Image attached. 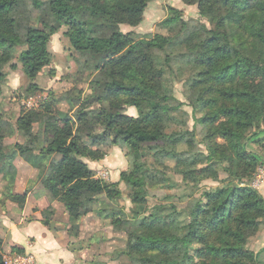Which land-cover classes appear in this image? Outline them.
<instances>
[{
	"label": "trees",
	"instance_id": "trees-1",
	"mask_svg": "<svg viewBox=\"0 0 264 264\" xmlns=\"http://www.w3.org/2000/svg\"><path fill=\"white\" fill-rule=\"evenodd\" d=\"M26 1L0 0V90L3 70L13 61L15 49L23 45V38L26 49L20 60L31 81L49 65V44L63 27L76 54L100 59L90 72L95 74L91 84L100 91L91 97L93 104L102 105L92 111L100 133L85 135L89 114L85 108L78 109V121L68 113H55L52 105L26 111L17 121L18 130L26 132L45 119L47 143L41 154L61 158L41 183L52 199L65 206L75 226L93 213L114 227L128 223L123 254L131 264H262L260 254L249 248L264 221V196L251 186L260 163L248 146L260 135L254 132L264 119V0H183L198 5L200 17L211 26L196 23L191 27L172 8L164 25L178 32L139 40L123 33L120 26H138L156 0H50L53 24L27 31L18 16ZM31 2L37 9L43 7L40 0ZM182 48L186 53L177 59L198 71L189 101L194 114H201L198 122L206 126L204 141L198 139L197 129L168 132L170 119L177 113L185 115L182 105H172L175 98L170 87L176 80L174 55ZM31 89H37L36 85ZM129 108L137 110L136 119L127 115ZM12 135V128L0 120L2 170L8 159L4 140ZM182 144L187 149L178 152ZM99 146L128 150L133 169L122 172L119 182L97 178L86 162L105 158ZM16 148L29 153L20 145ZM151 152L176 160L183 177L179 202L190 201L185 209L162 204L146 209L150 182H157L146 161ZM221 174L223 179H219ZM206 180L223 184L197 198ZM121 182L132 190L135 214L129 220L101 207L102 198L121 197ZM11 200L23 208L26 194L12 195ZM193 256L198 262L191 260Z\"/></svg>",
	"mask_w": 264,
	"mask_h": 264
},
{
	"label": "rangeland",
	"instance_id": "rangeland-1",
	"mask_svg": "<svg viewBox=\"0 0 264 264\" xmlns=\"http://www.w3.org/2000/svg\"><path fill=\"white\" fill-rule=\"evenodd\" d=\"M40 1L43 3V7L40 9L35 8L31 0H27L19 7L18 16L26 31L31 28L43 29L46 23L53 24V18L49 11L50 0ZM172 8L181 12L183 20L190 23L191 27L196 26V23H204L207 27L211 26L206 19L200 17L198 5H187L183 0H156L149 4L143 14L142 22L138 26L121 25L120 30L125 34L132 33L135 40L153 38L156 35L173 36L179 29L167 28L164 25L172 15ZM66 29V27H63L58 34L52 37L49 44L50 63L41 71L36 80H29L23 73L20 55L26 49L24 38L23 45L15 49L13 61L5 66L3 70L5 80L0 90V120L12 128L13 135L4 140L8 159L4 163L6 166L2 165L1 167L4 166V174L8 171L7 176L9 175L12 178L14 174L10 170L15 168L18 159L39 165L41 178L36 181L42 182L44 177L52 174L53 164L61 158L59 154H41L40 150L45 148L47 143V136L44 131L45 119L39 120L29 131L22 132L18 130L17 121L22 113L29 110L38 111L43 105H52L55 113H68L70 117L78 121V109L85 108V112L89 113L85 122V135L100 133L101 129L95 125L92 118L94 116L92 111L99 110L102 105L93 104L91 99V97H94L95 92L98 94L100 91H96L91 84L95 74L91 76L90 73L94 71L93 68L100 62V59H93L91 55L83 57L76 54L69 40L64 36ZM182 53H186L183 48L178 49L174 55L176 60L173 63V68L176 72V80L170 84V87L175 98L172 105H182L181 110L185 115L177 113L173 116L168 122V132H177L179 129L189 131L197 129L198 139L204 141L206 126L198 122L201 114H194L189 101L191 92L194 95L196 89L193 90L192 85L194 81H198L195 77V72L198 73V71L194 70L192 65L187 66L186 61L177 59L178 55ZM86 65L89 68L84 70L83 67ZM194 77L195 80H193ZM32 85H36L37 89H31ZM71 105H74V107ZM127 115L132 119L138 117L135 108L127 109ZM254 133H260V135L251 139L248 148L258 158L260 165L251 186L259 190L264 196V119L261 127L257 128ZM37 137L40 140L34 141ZM17 145L22 146L29 153H21L17 150ZM199 147L202 151L207 152L205 145L201 144ZM99 149L105 154L103 160L99 162L86 160L88 165L90 163L91 166H95L94 171L97 178L115 183L120 181L122 172H130L133 169L127 156L128 150L124 147L99 146ZM186 149L185 144L177 147L178 152ZM146 161L149 171L156 177L158 182H153V185L150 182L149 191L145 195L147 199L146 209L151 210L161 204L176 205L179 209H185L189 206V200L179 202L178 197L182 193L183 177L180 175L176 160L168 157H158L154 152H151ZM199 168L201 169L203 166L200 165ZM224 177L221 174L219 179ZM36 181H31L30 186H33ZM222 184V182L206 180L204 182L206 187L197 191V198L208 188H215L222 186ZM119 189L122 193L121 197L114 200L102 198L101 207L120 214L125 220H129L135 214V206L131 197L132 190L123 182L120 183ZM94 207L96 208V205ZM93 214L90 217H88L89 215L84 217L78 226H75L72 221L66 225L71 233H82L84 241L94 235L91 244H83L85 247H89L87 253L84 254V261L86 263L91 262L90 264H93L92 261L95 260L99 264H111L112 262H115L114 264H131L130 259L123 254L127 245V237L123 232L129 228V224L123 223L118 227H114L110 224V220L102 218L96 213ZM249 248L255 254H260L259 260L264 264V221L257 233L250 239ZM210 255L216 258L214 253H210ZM5 256L0 254V264H3ZM197 259V257H191L193 262H198Z\"/></svg>",
	"mask_w": 264,
	"mask_h": 264
},
{
	"label": "crops",
	"instance_id": "crops-1",
	"mask_svg": "<svg viewBox=\"0 0 264 264\" xmlns=\"http://www.w3.org/2000/svg\"><path fill=\"white\" fill-rule=\"evenodd\" d=\"M89 167L95 170L90 163ZM12 171L14 177L8 175L6 178L4 169H0V240L3 242L0 254L12 257L20 251L21 255L34 256L35 264H90L84 261L89 247L83 244H91L94 235L84 241L82 233L76 235L68 231L69 214L65 206L52 199L38 182L41 170L18 159ZM31 181L37 184L30 186ZM25 194L23 208L11 200L12 195ZM92 262L99 264L96 260Z\"/></svg>",
	"mask_w": 264,
	"mask_h": 264
},
{
	"label": "built area",
	"instance_id": "built-area-1",
	"mask_svg": "<svg viewBox=\"0 0 264 264\" xmlns=\"http://www.w3.org/2000/svg\"><path fill=\"white\" fill-rule=\"evenodd\" d=\"M3 264H35V258L32 255L16 254L12 257H4Z\"/></svg>",
	"mask_w": 264,
	"mask_h": 264
}]
</instances>
